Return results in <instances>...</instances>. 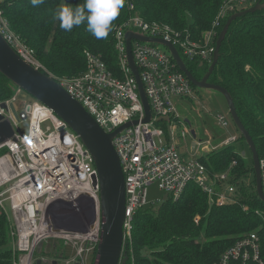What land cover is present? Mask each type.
Masks as SVG:
<instances>
[{"label": "built area", "instance_id": "2783aa9c", "mask_svg": "<svg viewBox=\"0 0 264 264\" xmlns=\"http://www.w3.org/2000/svg\"><path fill=\"white\" fill-rule=\"evenodd\" d=\"M258 1L230 0L212 28L201 36L188 29L180 31L168 24L132 15L113 34L117 72L99 56L86 52L85 71L56 77L13 31L0 0V34L26 63L59 82L105 132L113 133L138 121L113 140L126 180L125 241L132 239L134 218L147 205L150 186L158 185L173 201H178L189 186L195 184L207 195L210 206L238 202L237 190L229 183V173L218 178L213 176L199 157L219 147L236 144L240 137H230L215 148L210 142L203 144L193 137L196 150L199 147L201 151L198 158L188 160L180 154L178 147L188 145L186 140L174 139L180 136L178 125L186 124L177 113V102L194 97V86L167 48L133 39V59L152 113L151 121L144 123L145 107L129 66L126 34L131 31L165 40L176 47L185 63L212 64L222 22L234 10ZM23 93L18 89L16 95L4 103H17ZM1 115L12 123L15 131L12 139L0 145V152L7 149L0 157V207L8 214L5 204L10 202L14 232L18 233H14V264H32L35 252L47 239L64 241L66 246H71L74 256L65 258V264H93L100 241L101 200L98 180L95 185L98 171L92 155L76 133L70 129L64 133L58 117L34 98L19 106L20 120L10 108L1 110ZM163 118L168 121L158 122ZM46 120L53 123L54 131L41 129ZM24 122L28 123L26 133H22V128L17 131L15 127ZM216 122L219 127H229L226 116L219 115ZM187 133L190 131L184 129L181 137L185 138ZM260 163L264 185V157L260 158ZM247 209L248 206H244V210ZM256 214L264 231V210ZM263 242L261 233H248L227 248L214 264H264Z\"/></svg>", "mask_w": 264, "mask_h": 264}, {"label": "trees", "instance_id": "16d2710c", "mask_svg": "<svg viewBox=\"0 0 264 264\" xmlns=\"http://www.w3.org/2000/svg\"><path fill=\"white\" fill-rule=\"evenodd\" d=\"M2 1L13 31L34 50L47 71L56 77H67L85 71L86 52L99 56L117 72L113 34L132 15L168 24L176 30L188 29L201 36L212 28L230 0ZM254 5L249 3L244 9L231 12L218 34L232 15ZM186 64L198 80L211 66ZM0 79V102L11 100L18 88L2 75ZM209 81L231 93L240 118L263 158L264 10L232 23ZM245 148H248L245 140L239 137L238 143L199 157L213 176L218 178L229 173V183L237 190L238 202L210 206L207 195L192 184L189 188L197 187L193 193L184 194L178 201L168 198L155 210L157 213L145 208L140 210L134 218L132 239L125 244L130 256L128 264H214L244 235L259 232L264 237L256 214L264 210V202L256 190L253 161H246L243 155ZM6 151L2 150L0 155ZM244 206L248 209L244 210ZM14 241L11 220L0 207V264H14ZM62 258H65L64 253Z\"/></svg>", "mask_w": 264, "mask_h": 264}, {"label": "water", "instance_id": "95a60500", "mask_svg": "<svg viewBox=\"0 0 264 264\" xmlns=\"http://www.w3.org/2000/svg\"><path fill=\"white\" fill-rule=\"evenodd\" d=\"M262 10H264V0H259L254 6L230 17L219 35L213 62L209 67L208 72L201 80H198L193 75L173 44L162 39L149 38L131 31L126 34V41L129 66L138 82L141 100L145 107L146 117L143 122H150L152 119V113L139 71L133 59V39L164 46L171 52L178 68L188 77L193 86L200 89L213 90L224 96L228 104L231 119L239 131L240 137L245 140L248 149L251 152L256 176V190L258 196L264 202L262 168L255 141L242 122L231 93L223 86L210 83L209 81L220 60L221 48L232 23L238 18ZM203 65V63L200 64V66ZM0 75L9 80L18 89L27 93L31 98L38 100L50 109L60 120L61 130L64 133L67 132V129H70L81 138L83 144L94 159L95 167L98 171V178L95 179V185L98 180L100 186L101 231L100 241L93 264H128L130 258L125 250L124 236L127 198L126 180L113 140L125 129L138 124V121L130 122L118 128L113 133L105 132L84 106L75 100L59 82L26 63L1 34ZM9 108L15 118L20 120L18 115L19 106L16 103L12 102L8 105L3 102L0 104V145L15 136L12 123L1 115V110L8 111ZM162 121H168V118L159 119L158 122ZM186 122L190 124L189 121ZM192 135L194 138H197L195 131H192ZM195 146L196 142L194 141L193 148H195ZM243 155L245 156L246 152H244ZM167 199L168 196L164 198L165 201ZM93 222H95V219ZM42 250L43 245H40L38 247V255H41ZM37 264H42V261H38ZM54 264H58V262H55Z\"/></svg>", "mask_w": 264, "mask_h": 264}, {"label": "rangeland", "instance_id": "374dc122", "mask_svg": "<svg viewBox=\"0 0 264 264\" xmlns=\"http://www.w3.org/2000/svg\"><path fill=\"white\" fill-rule=\"evenodd\" d=\"M194 90V97H192L191 99L187 98L182 102H177L178 115L182 118L184 122L189 121L190 124L184 123L186 126L178 125V131L180 136L175 137L174 139L179 142H183L184 140H186L188 147L180 145L178 147V151L188 160H196L198 158V155L201 153V151H199V147L197 150V146H195V148L192 147V143L195 141V139L193 138L191 129L196 131L198 141H201L203 144H207L208 142H210L212 148L221 146L230 137L239 135L236 126L234 125L231 119L228 104L224 96L219 92L213 90L200 89L196 88L195 86ZM23 97L25 98L21 99ZM30 101H32V98L24 92L21 96H19V100L16 104L18 106H21L23 103H29ZM219 115L227 117L229 121V127L222 128L217 125L216 117H218ZM156 127L158 126H153V128ZM19 128H22V133H26L28 123L24 122L20 124L18 128L15 127L17 131ZM41 129L44 132H47L48 130H55L54 125L50 120H46L45 122H43L41 124ZM169 129L170 132H172L171 126H169ZM184 129L189 130L190 133H187L186 137L182 138L181 133L184 131ZM245 152L246 161H251L252 157L249 149L245 148ZM3 155H5V153L0 155V157H2ZM8 186L9 184L7 185V187ZM196 188L197 187L194 185L191 186L187 191V195L193 193ZM166 196L167 195L159 189L158 185L150 186L148 188V200L147 205L145 206V210L154 211V213H157L155 210H158L162 206L165 201L164 198ZM5 205L8 211L7 215L9 216V220H11L12 223V235L15 238L14 233H18L17 231L14 232L15 224L13 221V214L10 210V202H6ZM199 219L200 218L198 216L195 219L197 224L199 223ZM126 242L127 240L125 241V244ZM41 245H43L41 256L38 255L37 249L34 254L37 255L34 257L32 264H37L38 261H42V264H54L55 262H58V264H65V258L69 259V257L71 258L74 256V251L72 250L71 246H66L64 241L47 239L44 241V244ZM63 253L65 258L61 259V254Z\"/></svg>", "mask_w": 264, "mask_h": 264}, {"label": "crops", "instance_id": "0c3cea01", "mask_svg": "<svg viewBox=\"0 0 264 264\" xmlns=\"http://www.w3.org/2000/svg\"><path fill=\"white\" fill-rule=\"evenodd\" d=\"M187 123V122H186ZM194 143V142H193ZM193 143H192V147H193Z\"/></svg>", "mask_w": 264, "mask_h": 264}, {"label": "clouds", "instance_id": "9594fccd", "mask_svg": "<svg viewBox=\"0 0 264 264\" xmlns=\"http://www.w3.org/2000/svg\"><path fill=\"white\" fill-rule=\"evenodd\" d=\"M240 136V135H239Z\"/></svg>", "mask_w": 264, "mask_h": 264}]
</instances>
